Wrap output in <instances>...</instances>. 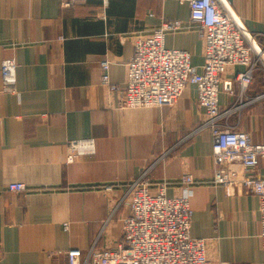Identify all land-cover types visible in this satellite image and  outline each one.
<instances>
[{
  "label": "crops",
  "instance_id": "crops-1",
  "mask_svg": "<svg viewBox=\"0 0 264 264\" xmlns=\"http://www.w3.org/2000/svg\"><path fill=\"white\" fill-rule=\"evenodd\" d=\"M227 2L264 44V0ZM164 19L182 22L166 46L189 51L201 71L205 45L188 3L78 0L63 8L61 0H0V264H68L69 250L115 248L131 182L145 175L153 192L166 182L174 197L188 174L191 235L206 240L213 264H264L258 196L214 184L213 137L200 129L206 115L197 87L188 85L173 106L128 108L101 82L108 60L110 80L122 90L135 36ZM8 58L17 63L13 86L1 74ZM245 70L223 75L234 92L220 93V110H231L229 126L264 144V70L241 96L237 76ZM82 139L94 140L95 154L68 160L69 143ZM253 174L264 178V157ZM11 182L26 191H10Z\"/></svg>",
  "mask_w": 264,
  "mask_h": 264
},
{
  "label": "built area",
  "instance_id": "built-area-1",
  "mask_svg": "<svg viewBox=\"0 0 264 264\" xmlns=\"http://www.w3.org/2000/svg\"><path fill=\"white\" fill-rule=\"evenodd\" d=\"M77 1L61 0V6L71 8ZM178 1L189 4L191 20L204 42L202 70L196 71L189 51L166 46V35L179 30L182 22L164 19L148 35L135 36L123 89L112 84L108 60L101 64V82L111 91H119L121 105L128 108L173 106L188 85L197 87L198 101L206 115L200 129H210L213 137L214 184L240 187L258 196L259 236L264 248V178L253 174L264 157V144L255 143L249 133L229 126L225 120L231 110L221 111L219 105L222 91L234 92L233 81L223 80L229 67L246 68L237 76L241 96L251 85L254 72L259 68L264 70V44L237 22L222 0ZM246 32L251 34L252 40ZM16 70L15 59L2 62L1 74L6 85L15 84ZM69 151L68 160L95 154L94 140H73ZM236 165L242 169H236ZM182 183L183 194L169 197L166 182L153 192L145 175L133 180L129 186V213L122 219L123 234L116 247L98 248L93 244L86 250H69L68 264H213L206 254V240L191 235L194 177L185 175ZM8 188L23 192L27 186L23 182H11ZM111 189V185L105 187V190ZM68 225L64 224L66 229Z\"/></svg>",
  "mask_w": 264,
  "mask_h": 264
},
{
  "label": "water",
  "instance_id": "water-1",
  "mask_svg": "<svg viewBox=\"0 0 264 264\" xmlns=\"http://www.w3.org/2000/svg\"><path fill=\"white\" fill-rule=\"evenodd\" d=\"M222 2H223L224 5L228 8V10L231 12V14L233 15V17L237 20V22H238L242 27H244V24H243L242 21L238 18L237 14L234 12V10L232 9V7L229 5V3L227 2V0H222ZM246 35H247V37H248L250 40H252V36H251L250 33L246 32ZM254 45H255L256 49H257L259 52H261L260 49H259L258 44H257V43H254ZM263 59H264V55H263Z\"/></svg>",
  "mask_w": 264,
  "mask_h": 264
}]
</instances>
